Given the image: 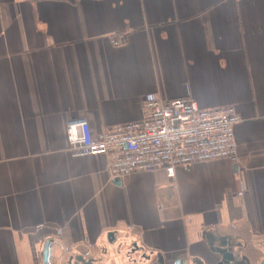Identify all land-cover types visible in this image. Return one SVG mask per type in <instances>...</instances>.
<instances>
[{
  "label": "crops",
  "instance_id": "crops-1",
  "mask_svg": "<svg viewBox=\"0 0 264 264\" xmlns=\"http://www.w3.org/2000/svg\"><path fill=\"white\" fill-rule=\"evenodd\" d=\"M182 97L237 111V166L112 179L70 155L67 122ZM207 236L264 264V0H0V264H43L47 241L52 264H215Z\"/></svg>",
  "mask_w": 264,
  "mask_h": 264
},
{
  "label": "built area",
  "instance_id": "built-area-1",
  "mask_svg": "<svg viewBox=\"0 0 264 264\" xmlns=\"http://www.w3.org/2000/svg\"><path fill=\"white\" fill-rule=\"evenodd\" d=\"M113 46L120 42L113 41ZM143 119L92 134L85 119L67 122L68 150L74 158L104 156L112 179L227 160L237 166L234 137L240 117L232 107L203 110L189 97L144 101Z\"/></svg>",
  "mask_w": 264,
  "mask_h": 264
},
{
  "label": "water",
  "instance_id": "water-1",
  "mask_svg": "<svg viewBox=\"0 0 264 264\" xmlns=\"http://www.w3.org/2000/svg\"><path fill=\"white\" fill-rule=\"evenodd\" d=\"M113 238V234H109L108 238ZM206 240L210 246V252L216 254L219 257V260L215 264H249V258L242 254V248L236 245L235 241L231 238L223 239L216 236H207ZM134 249L130 250L127 253V256L136 255L140 250L133 244ZM51 241H47L44 246V252L42 257L43 264H52L50 262L51 257ZM146 263L150 262V258L146 257L144 254L141 255ZM132 263L135 264V260H132ZM65 264H91V260L85 261L81 256H78L74 259L68 258L67 263ZM149 264H167L165 259H159L158 262H151ZM172 264H206L204 260L200 259H177Z\"/></svg>",
  "mask_w": 264,
  "mask_h": 264
},
{
  "label": "flooded vegetation",
  "instance_id": "flooded-vegetation-1",
  "mask_svg": "<svg viewBox=\"0 0 264 264\" xmlns=\"http://www.w3.org/2000/svg\"><path fill=\"white\" fill-rule=\"evenodd\" d=\"M132 249H134V248H133V247H131V248H130V250H132ZM130 250H129V251H130Z\"/></svg>",
  "mask_w": 264,
  "mask_h": 264
}]
</instances>
